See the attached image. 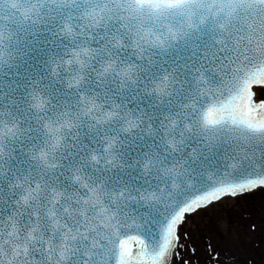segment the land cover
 Instances as JSON below:
<instances>
[{"label":"snow or ice","instance_id":"6c2138e0","mask_svg":"<svg viewBox=\"0 0 264 264\" xmlns=\"http://www.w3.org/2000/svg\"><path fill=\"white\" fill-rule=\"evenodd\" d=\"M0 264H264V0H0Z\"/></svg>","mask_w":264,"mask_h":264},{"label":"rangeland","instance_id":"374dc122","mask_svg":"<svg viewBox=\"0 0 264 264\" xmlns=\"http://www.w3.org/2000/svg\"><path fill=\"white\" fill-rule=\"evenodd\" d=\"M257 199H259V197L257 198ZM212 214L210 213V216H211ZM207 221H208V218H204V219H200V218H198L196 221H195V223H193V224H191L190 225V228L193 230V231H195V225L196 224H199L202 228L205 226V224L207 223Z\"/></svg>","mask_w":264,"mask_h":264}]
</instances>
